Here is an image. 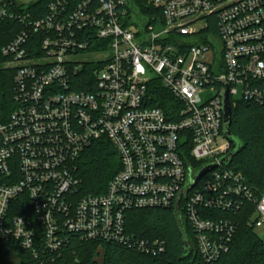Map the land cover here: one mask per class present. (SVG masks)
I'll return each instance as SVG.
<instances>
[{
	"label": "built area",
	"instance_id": "obj_1",
	"mask_svg": "<svg viewBox=\"0 0 264 264\" xmlns=\"http://www.w3.org/2000/svg\"><path fill=\"white\" fill-rule=\"evenodd\" d=\"M24 5L0 0V24L22 25L1 50L15 107L0 112V259L9 240L38 257L70 234L162 255L164 241L127 233L126 213L174 208L212 165L180 201L201 257L217 261L237 231L217 212L250 204L248 226L264 229V192L221 162L226 95L231 108L264 104V0H51L39 19ZM157 83L175 100L169 114L149 106ZM104 138L121 168L83 195L78 162Z\"/></svg>",
	"mask_w": 264,
	"mask_h": 264
},
{
	"label": "trees",
	"instance_id": "obj_2",
	"mask_svg": "<svg viewBox=\"0 0 264 264\" xmlns=\"http://www.w3.org/2000/svg\"><path fill=\"white\" fill-rule=\"evenodd\" d=\"M50 1H32L25 10L33 19H39L47 13ZM16 11L22 12L20 9ZM21 29L22 25L16 21L0 24V64L5 59L1 54L2 48ZM13 78L14 70H0V112L5 110L6 114L15 107ZM155 85L150 86L149 106L161 108L169 114L176 105L175 100L160 83H157V87ZM72 90L89 91L78 85ZM230 131L231 150L234 145L236 149L228 168L241 174L246 184L260 196L264 192V104L238 102L232 108ZM120 168L119 158L110 141L106 138L94 141L78 162V174L82 179L81 194L104 193ZM182 206L181 203L180 212ZM253 210L250 204H246L235 216L215 213L216 217L234 220L237 231L229 252L211 263L201 257L193 230L181 212L182 229L188 243V251L184 252L182 232L171 207L132 210L125 217L127 233L131 237L165 242L166 250L162 255L154 257L113 242L84 241L79 235L70 234L69 244L59 252L44 254L40 250L38 257L23 250L14 240L4 242L0 264H264V241L248 226Z\"/></svg>",
	"mask_w": 264,
	"mask_h": 264
},
{
	"label": "water",
	"instance_id": "obj_3",
	"mask_svg": "<svg viewBox=\"0 0 264 264\" xmlns=\"http://www.w3.org/2000/svg\"><path fill=\"white\" fill-rule=\"evenodd\" d=\"M231 121H232V108L230 105V101H229V97L228 95H226L225 97V101H224V129H223V133L224 136L226 137V139H228V141L230 142L232 140V133L230 131V126H231ZM231 143V142H230ZM235 149L236 146L234 145L232 150L230 151V153L225 156L224 158H222L221 162L223 164H230V162L232 161L234 155H235ZM215 165L212 166H208L206 168H204L195 179L190 180V183L188 184V186L185 188V190L180 194V196L178 197L177 201H176V205L174 207V213H175V218L177 221V224L182 232V239H183V247H184V252L187 253L188 251V243H187V238L185 236V234L183 233V229H182V222H181V215H180V210H179V204L181 201L182 197H187L188 193L196 186V184L205 176L207 175L210 171H212L213 169H215Z\"/></svg>",
	"mask_w": 264,
	"mask_h": 264
},
{
	"label": "rangeland",
	"instance_id": "obj_4",
	"mask_svg": "<svg viewBox=\"0 0 264 264\" xmlns=\"http://www.w3.org/2000/svg\"><path fill=\"white\" fill-rule=\"evenodd\" d=\"M31 1H35V0H17L19 5H23V3L25 4L23 7L26 8L28 3ZM210 96V93H205L202 95V97L204 99L208 98ZM241 98V95L235 97V100H239ZM255 233L264 241V229H256Z\"/></svg>",
	"mask_w": 264,
	"mask_h": 264
}]
</instances>
